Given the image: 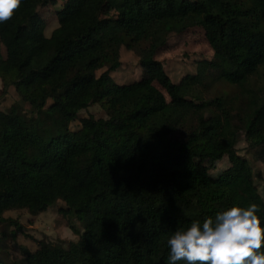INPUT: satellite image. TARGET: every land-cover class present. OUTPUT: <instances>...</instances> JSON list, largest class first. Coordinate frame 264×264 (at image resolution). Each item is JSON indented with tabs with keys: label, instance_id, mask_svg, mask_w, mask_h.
<instances>
[{
	"label": "trees",
	"instance_id": "obj_1",
	"mask_svg": "<svg viewBox=\"0 0 264 264\" xmlns=\"http://www.w3.org/2000/svg\"><path fill=\"white\" fill-rule=\"evenodd\" d=\"M50 5L0 23L4 91L36 105L32 116L0 110V224L6 212L39 216L64 202L84 231L71 226L79 240L67 247L40 241L21 264H167L175 230L253 202L264 226L250 166L245 178H214L198 164L222 161L242 137L264 156V89L250 88L264 73V0H66L47 38L40 10ZM196 27L214 56L175 84L157 55ZM122 47L144 70L130 85L111 76ZM218 82L240 95L205 99ZM95 106L106 117L72 131Z\"/></svg>",
	"mask_w": 264,
	"mask_h": 264
},
{
	"label": "rangeland",
	"instance_id": "obj_2",
	"mask_svg": "<svg viewBox=\"0 0 264 264\" xmlns=\"http://www.w3.org/2000/svg\"><path fill=\"white\" fill-rule=\"evenodd\" d=\"M65 1L57 0V5H50L40 10L41 16L47 23L44 32L47 38L51 37L59 26L56 12L61 9ZM37 2L38 0H22L21 7L34 5ZM1 52L3 58L6 59L7 48L5 45H2ZM120 54L122 66L117 72L111 73L115 82L119 85H130L142 79L144 70L140 65L139 55L125 47H122ZM213 56L214 52L205 38L204 30L201 27H196L180 35H171L167 47L159 52L157 59L164 64L172 81L179 84L187 75L197 74L199 63L212 60ZM103 72L104 70L98 72V76ZM250 85L253 90L264 89V73L257 76ZM240 93L238 88L224 82L214 83L209 89L203 91L205 99L222 95L234 97L239 96ZM244 95L248 96L246 93ZM0 110L32 116L36 105L22 103L15 90L9 89L6 93L0 79ZM90 116L104 118L106 114L100 106L82 111L79 114V119L71 124V130H79L80 120ZM198 164L207 168L209 174L214 178H220L225 173L245 178L248 173L247 166H250L255 174V181L260 193L256 196V201L264 205V156L260 153V149L251 148L245 137H242L237 148L222 161H198ZM66 208L64 202H59L39 216H33L27 210L6 212L4 217L7 221L0 224V260L6 264H21L25 260L23 251L27 249L34 252L40 241L61 243L65 247L71 242H77L79 236L73 232L71 226L82 232L84 223L75 213L63 214L62 210Z\"/></svg>",
	"mask_w": 264,
	"mask_h": 264
},
{
	"label": "clouds",
	"instance_id": "obj_3",
	"mask_svg": "<svg viewBox=\"0 0 264 264\" xmlns=\"http://www.w3.org/2000/svg\"><path fill=\"white\" fill-rule=\"evenodd\" d=\"M22 0H0V23L10 20ZM259 205H234L213 220L193 221L167 239V264H264V226Z\"/></svg>",
	"mask_w": 264,
	"mask_h": 264
}]
</instances>
